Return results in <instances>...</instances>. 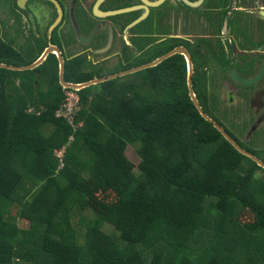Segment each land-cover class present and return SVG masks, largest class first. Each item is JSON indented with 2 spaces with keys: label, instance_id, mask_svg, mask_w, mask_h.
<instances>
[{
  "label": "trees",
  "instance_id": "1",
  "mask_svg": "<svg viewBox=\"0 0 264 264\" xmlns=\"http://www.w3.org/2000/svg\"><path fill=\"white\" fill-rule=\"evenodd\" d=\"M2 13L0 63H34L47 43L27 39L17 17L16 44ZM171 51L154 50L144 65ZM186 71L175 56L83 90L71 124L55 55L33 70L0 69V264H264V170L201 117ZM98 72L65 59L67 83ZM195 94L264 163L215 115L217 100L203 87Z\"/></svg>",
  "mask_w": 264,
  "mask_h": 264
},
{
  "label": "flooded vegetation",
  "instance_id": "2",
  "mask_svg": "<svg viewBox=\"0 0 264 264\" xmlns=\"http://www.w3.org/2000/svg\"><path fill=\"white\" fill-rule=\"evenodd\" d=\"M25 1L26 9L19 6V0L16 7L12 6L16 9L12 25L17 23L18 17L22 26L27 25V39L34 35V42L36 40L47 42L51 28L59 18L58 6L50 0ZM56 1L61 8L62 19L55 27L53 37L49 38L50 42L42 54L52 43L63 51L62 55L66 60L74 57L85 58L87 68L101 71L103 69L100 68L112 60L127 64V62H136L139 58L148 59L153 56L154 50H161L165 46H169L172 50L183 48L188 52L193 63L194 90L195 86L200 89L203 87L210 99L218 100L217 89L223 88L220 76L229 74L231 83L238 88L232 90L233 92H225L227 100L228 98L230 100L228 102L234 106L238 101L244 103L245 108L249 107V118L253 123L247 136L254 139L257 133L263 130L264 74L251 86L236 83L232 75L236 72L243 79L254 80L264 68V0L260 7L257 4L258 0H225V2L188 0L192 4H198L196 7L186 5L183 0H168L163 6L151 11L152 20L145 21L131 30H128L129 26L136 22L143 12L115 16H104V14L139 6L140 0H106L99 4L97 11L95 6L99 0H86L89 1L87 4L89 13L86 15L85 13L80 15L78 12L83 8L82 0H70V7L66 6V0ZM69 28L74 29V35H77L76 42L81 46L80 52L74 54V57L66 54L64 49L67 46H62L66 39L61 35H65ZM126 35L130 42L140 46L137 54L132 55L126 49ZM110 45H119L122 48L120 55L110 59L111 54H101ZM144 47L145 49H142ZM50 55L52 54L48 57ZM178 57H182L186 63L188 87V64L184 56ZM225 61L229 64L223 65ZM143 65L144 62L141 66ZM130 67L124 68L121 74L139 68L133 66L128 70ZM109 76L111 75L106 77ZM241 119L244 121L241 124L240 120L238 121L235 133L240 141H242L241 135L247 131L246 124H243L246 115ZM232 121L234 119L231 123Z\"/></svg>",
  "mask_w": 264,
  "mask_h": 264
},
{
  "label": "water",
  "instance_id": "3",
  "mask_svg": "<svg viewBox=\"0 0 264 264\" xmlns=\"http://www.w3.org/2000/svg\"><path fill=\"white\" fill-rule=\"evenodd\" d=\"M51 2H53L56 6H58L59 9V18L56 21V23L54 24L53 28L56 27L61 19H62V11L61 8L58 4V2L56 0H50ZM104 1L106 0H99L97 2V5L95 6V11H97V8L99 6V4H102ZM141 4L139 6H132V7H128V8H124L122 10H118V11H111V12H107V13H102L104 14V16H115L118 14H125V13H136V12H143L142 16L136 21L134 22L131 26H129L128 30L133 29L134 27L142 24L143 22L147 21L149 16L151 15V11L155 10L161 6H163L168 0H158V1H154L151 2L149 0H140ZM184 3L186 5H189L191 7H196L198 4H192L190 3L188 0H183ZM24 2L25 0H19V6L20 7H24ZM111 46L108 47L107 51L102 52L101 54L107 53L108 50L110 49ZM49 54H54L56 55L58 61H59V79H60V84L62 85V87L64 89H70L76 92H81L83 90L89 89L91 87H96L99 86L101 84H105L108 82H112V81H116L118 79H122L128 76H132L138 73H142L144 71L147 70H151L154 69L158 66H160L161 64H163L164 62L168 61L169 59L175 57V56H184L186 58L187 64H188V89H189V96L190 99L192 101V103L194 104L195 108L198 110V112L200 113L201 117L207 121L208 123L212 124L216 130L219 131V133L224 137V139L231 145L234 147V149L239 152L241 155H243L244 157L250 159L251 161H253L255 164H257L258 167H260L261 169L264 170V163L258 159L256 156H254L253 154L245 151L243 148H241L226 132L225 130L218 125L215 121H213L203 110L200 102L198 101V98L195 94V90L193 88V63L192 60L188 54V52L183 49V48H178L173 50L172 52L166 54L165 56L157 59L156 61L149 63L147 65H143L139 68L127 71L125 73L122 74H118V75H114V76H110V77H106V78H101V79H94L88 83H84V84H78V85H73V84H68L65 82V60L64 57L62 55V51L54 46V45H49V47L45 50V52L32 64L27 65V66H14V65H8V64H4V63H0V69H7V70H12V71H27V70H33L37 67H39L40 65H42L47 57L49 56ZM100 54V55H101ZM264 74V68L261 72V74L255 78L254 80H246L243 79L241 77H239L237 75L236 72L233 73L232 78L236 83H241L245 86H251L255 83H257L261 77Z\"/></svg>",
  "mask_w": 264,
  "mask_h": 264
},
{
  "label": "rangeland",
  "instance_id": "4",
  "mask_svg": "<svg viewBox=\"0 0 264 264\" xmlns=\"http://www.w3.org/2000/svg\"><path fill=\"white\" fill-rule=\"evenodd\" d=\"M223 1L225 2V0H223ZM8 2H11V4H8ZM12 4H13V0H0V10H1V12H3L1 14V20H6L5 34L8 36V38L11 35L15 36V37L17 36V38H18L17 42L18 43H16V44H21L22 41H24V40H22L23 35L21 32L18 31L17 25H12L13 14L11 13V7H10V5H12ZM257 4L259 7L262 6L263 5L262 0H258ZM8 10H9V13H8ZM152 16L153 15L151 13V15L149 16L150 20H152ZM148 28H150V27H148ZM151 58H153V57H150L148 59H145V57L139 58L136 60V62H127V64H123V61L121 63V62H118L119 60H112V61L107 62L105 65H103L102 68H100L103 70L98 72L96 74V76L98 75V76H101L103 78H106L105 77L106 75L107 76L111 75V74H113V76L118 75V72H119V74H121V71L124 68H128L129 66H131V68H133V66H137L139 64H142L143 62L151 60ZM115 73H117V74H115ZM228 75L223 74L222 76H220L221 80L223 81V84H222L223 88L221 89V87H220L217 89V92H218V94H217L218 95V97H217L218 98V100H217L218 101L217 102L218 111L215 112V115L230 130H233V132H235L234 131L235 129L237 130L236 126H238V121L240 120V124H241L242 121H244L241 118L246 115V121L243 124H246L247 131L241 135V140L243 143H248L249 144L248 146H250L254 150L256 155L264 161V123H263V130L261 132H258L254 139L249 138L247 136L249 131H250V127L253 123V121L250 120V118H249V113H248L249 107L247 106L245 108V104L244 103H238V101H236L234 103V106H231V104L228 102L230 100H229V98L227 100L225 92H227V91L233 92L232 90L235 91V89L237 87L235 84L231 83ZM97 78H99V77H97ZM96 91H98L97 88L92 89V93H95ZM240 115H241V118H240ZM232 119H234V121H232V123H231ZM238 131H240V129H238ZM246 139H248V140H246ZM249 139H253L252 140L253 143ZM126 157L135 166L139 167L138 165L140 164V158L138 157V155L136 153V148H134V147L128 148L127 152H126ZM136 173L139 174L140 171L136 170ZM258 176L261 177L262 173H258ZM23 227L25 228L26 224L23 225ZM105 232L109 235H113L114 228L107 226L105 228Z\"/></svg>",
  "mask_w": 264,
  "mask_h": 264
},
{
  "label": "crops",
  "instance_id": "5",
  "mask_svg": "<svg viewBox=\"0 0 264 264\" xmlns=\"http://www.w3.org/2000/svg\"><path fill=\"white\" fill-rule=\"evenodd\" d=\"M80 1V0H79ZM83 1V8H81V9H79V11L78 12H80V15H82V14H84L85 13V15L86 14H88L89 13V5L87 6V4L89 3V1H86V0H82ZM26 2V1H25ZM24 2V7L22 8V9H26V7H27V3H25ZM78 2V1H77ZM17 3V0H13V4H12V6L13 7H16V4ZM81 3V2H80ZM65 4H66V6L67 7H70V0H66V2H65ZM78 9V8H77ZM25 28V27H24ZM27 29V28H26ZM54 29H55V27L53 28H51V33L49 34V38H51V36L53 35V32H54ZM73 29V28H72ZM72 29H68V31H67V33L65 34V35H61L63 38H65L66 40H64L63 41V43H62V46H67V47H65V52H66V54H68V56L70 55V57H74V54L76 55L77 53H79L80 52V47L81 46H79L78 44H77V42H76V39H77V35L75 36L74 35V33L73 32H75L74 31V29L72 30ZM25 34H27V33H25ZM27 36V35H26ZM53 37V36H52ZM49 38H48V41L46 42V41H44V42H46L47 43V45H48V43L50 42L49 41ZM126 42H127V50H128V52H130V53H132V54H137L138 53V51H137V49L140 47H138L137 45H134L133 44V42H130V40H129V38H128V36L126 35ZM51 42H52V40H51ZM60 43V42H59ZM50 45H53L52 43L50 44ZM111 46V45H110ZM122 48L121 47H119V45L118 46H111L110 47V49L108 50V54H111V56L112 57H110V59L111 58H113V57H117L118 55H120V53H121V50ZM107 51V50H106ZM63 52V51H62ZM105 55V54H104ZM75 58V57H74ZM71 59H73V58H71ZM106 75V74H105ZM113 74H111V76H112ZM107 76V75H106ZM105 76V77H106ZM110 77V76H109Z\"/></svg>",
  "mask_w": 264,
  "mask_h": 264
},
{
  "label": "built area",
  "instance_id": "6",
  "mask_svg": "<svg viewBox=\"0 0 264 264\" xmlns=\"http://www.w3.org/2000/svg\"><path fill=\"white\" fill-rule=\"evenodd\" d=\"M65 104L63 105L62 109L64 110L63 116L67 118V120L71 123L74 124L75 121V115L79 111V97L77 94L73 92H67L66 93V98H65ZM59 158L63 159L64 157V152L58 154Z\"/></svg>",
  "mask_w": 264,
  "mask_h": 264
},
{
  "label": "clouds",
  "instance_id": "7",
  "mask_svg": "<svg viewBox=\"0 0 264 264\" xmlns=\"http://www.w3.org/2000/svg\"><path fill=\"white\" fill-rule=\"evenodd\" d=\"M52 55H54V54H52ZM56 56V55H55ZM63 57H64V55H63ZM64 60H65V57H64ZM103 78V77H102ZM95 79H101V78H95ZM66 82V81H65ZM67 83V82H66ZM68 84H71V83H68ZM73 85H78V84H73ZM62 86V85H61ZM63 88V87H62ZM64 89V88H63ZM64 91H65V96H66V93L67 92H73V93H75V94H77V96L79 97V95H78V93L79 92H76V91H73V90H70V89H64ZM79 100H80V97H79Z\"/></svg>",
  "mask_w": 264,
  "mask_h": 264
}]
</instances>
